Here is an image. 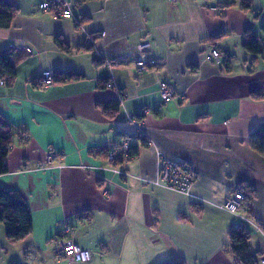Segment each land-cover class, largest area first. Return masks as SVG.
I'll return each instance as SVG.
<instances>
[{"label": "crops", "instance_id": "crops-1", "mask_svg": "<svg viewBox=\"0 0 264 264\" xmlns=\"http://www.w3.org/2000/svg\"><path fill=\"white\" fill-rule=\"evenodd\" d=\"M7 1L17 11L0 28V51L14 49L15 77L0 80V113L14 135L0 187L17 191L32 217V232L14 243L0 224L7 264H69L55 258L60 240L91 251L86 264H233L227 235L240 221L220 205L241 182L253 189L249 212L264 230V156L249 146L264 123V57L242 46L246 29L264 38L256 18L264 0L247 12L230 0H64L69 19L40 11L43 0ZM218 5L220 13L210 9ZM143 42L156 63L138 73ZM212 47L219 63L207 58ZM54 70L80 78L43 86ZM104 79L113 87L103 89ZM161 82L174 91L168 103ZM118 91L124 101L108 118L98 103ZM135 119L149 144L132 138L137 156L113 173L106 154L122 140L118 132L134 136ZM161 156L198 173L190 196L153 184ZM248 230L261 253L262 236Z\"/></svg>", "mask_w": 264, "mask_h": 264}, {"label": "trees", "instance_id": "trees-1", "mask_svg": "<svg viewBox=\"0 0 264 264\" xmlns=\"http://www.w3.org/2000/svg\"><path fill=\"white\" fill-rule=\"evenodd\" d=\"M92 1V0H80ZM231 2L238 3L241 11L247 12L252 10L254 0H230ZM220 8L223 5H218ZM17 11L16 5L8 2L7 0H0V28H9ZM258 16V15H257ZM256 16V18H257ZM261 28L264 35V23ZM55 45L64 52L71 51V48L66 45L59 36L54 38ZM89 46V44H85ZM243 48L250 53L253 57H264V38L257 32L246 29L244 31V39L242 42ZM85 48V47H84ZM14 54L13 48H6L0 51V80H4L9 84L15 77L14 67L10 61V57ZM100 60V61H99ZM95 65L101 64L102 60L97 57L94 60ZM224 65L228 66V60H224ZM80 78L79 74L73 71H52L53 83H62L65 81L76 80ZM101 87L108 88L107 84L111 83L110 80L104 79ZM120 94V95H119ZM119 96L120 91L117 92L116 98L108 99L98 103L102 114L108 118H113L121 104ZM138 119V118H137ZM14 135V128L0 113V175L6 173V156L8 150L12 146V138ZM120 140L124 138L137 137L141 140V146H148L149 142L142 133H137L134 130V136L117 133ZM120 143V142H119ZM118 143V144H119ZM116 144V145H118ZM249 146L258 155L264 156V123L257 126L249 135ZM108 154V153H107ZM106 154V158H107ZM138 154V146L131 141L126 151V157H119L117 164H124ZM252 187L245 182H241L234 192H240L244 196V202L249 205L253 197ZM247 212L250 215L249 207ZM251 216V215H250ZM0 224L3 226L4 236L9 242H18L25 239L32 232V217L26 200L15 190H8L0 187ZM245 224L240 222V225L233 227L228 232L227 252L231 255L233 264H259L257 256L259 252H254L250 245V233ZM251 229V228H250ZM158 264H185L181 261H163Z\"/></svg>", "mask_w": 264, "mask_h": 264}, {"label": "built area", "instance_id": "built-area-1", "mask_svg": "<svg viewBox=\"0 0 264 264\" xmlns=\"http://www.w3.org/2000/svg\"><path fill=\"white\" fill-rule=\"evenodd\" d=\"M166 1L169 4H174L179 0ZM38 8L42 12H52L58 18L69 19L72 17L70 7L64 4V0H43L38 4ZM210 9L214 12H221L219 6L211 7ZM257 18L262 23H264V5ZM86 43L91 45L93 43V37H89ZM147 47L148 44L144 42L140 43L137 46L138 55L134 59V62L138 73L143 72L149 69L150 67H155V60L143 55ZM207 58L212 62L219 63L221 55L216 48L212 47L207 52ZM107 64H111V62L109 61L107 62ZM42 79L43 86H49L53 84L52 73L50 71H45ZM1 83H3V81H1ZM107 86L108 88L113 87L112 83H108ZM160 95L162 97L163 102L168 103L172 100L174 96V91L168 84L161 82ZM119 99L122 103L124 101V95L121 94V96H119ZM133 124L135 131L137 133H142V127H140L141 125L139 124V121L135 119L133 121ZM130 141V138H124L120 141L118 145H115L108 152L107 159L110 164L109 170L111 172L116 174H124L118 169V165L121 164H117V161L119 157H123L124 161ZM54 155L55 153L50 149L45 161L39 164V169H46L51 164V160ZM198 178V173L193 169L191 165L184 162L169 159L165 156H161L157 166L156 179L153 181V184L178 192L183 195L190 196ZM247 207H249V205L244 202V196L240 192L231 193V195L220 205V208L222 210L234 216L236 220L242 222L247 227L251 228L253 231L259 233L264 241V230L261 224L248 214ZM69 230L70 229L67 228L66 232H68ZM54 252L56 259H64L69 264H86L89 263L93 258V254L91 251L80 248L71 240L58 241L57 247ZM259 260L264 263V248L259 254Z\"/></svg>", "mask_w": 264, "mask_h": 264}, {"label": "rangeland", "instance_id": "rangeland-1", "mask_svg": "<svg viewBox=\"0 0 264 264\" xmlns=\"http://www.w3.org/2000/svg\"><path fill=\"white\" fill-rule=\"evenodd\" d=\"M262 9V8H261ZM260 12H261V10H260ZM260 12L258 13V15L260 14ZM258 17V16H257ZM120 166L121 165H118V169L120 170ZM5 239V238H4ZM4 241V240H3ZM1 242H2V238H1ZM0 255H1V253H0ZM5 258H8V256H5L3 253H2V255H1V259H4V260H2L1 262H0V264H7V262H8V260H6Z\"/></svg>", "mask_w": 264, "mask_h": 264}]
</instances>
